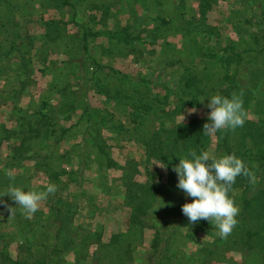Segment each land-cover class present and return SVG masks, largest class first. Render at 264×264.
<instances>
[{"label": "trees", "instance_id": "16d2710c", "mask_svg": "<svg viewBox=\"0 0 264 264\" xmlns=\"http://www.w3.org/2000/svg\"><path fill=\"white\" fill-rule=\"evenodd\" d=\"M100 1L94 8L108 16L105 0ZM184 1L126 0L129 14L137 18L138 4L149 20L151 12L159 14L165 29L177 17H185L186 25L179 33L184 51L168 42L162 48L165 66H176L178 71L171 88L158 79L121 72L91 55L89 44L98 36L114 45L123 41L130 49L126 53H132L134 42L141 37L129 30L131 24L119 32L81 29L76 48L74 34L66 29L68 23L75 26L82 17L75 0H49L51 6L66 9L70 16L62 22L44 20L40 36L30 33L27 24L33 14L21 11L22 0H0V101L11 103L10 124L0 121V146L10 142V155L0 172V209L12 228L10 237L0 221L2 264H60L78 244L86 249L85 239L92 233L78 230L73 222L77 203L66 194L70 182L65 177L76 181L90 169L92 159L99 162L95 172L102 161L107 167L116 166L104 148L102 132L127 133L142 144L146 159L163 166L171 187L160 183V176L156 182L120 180L125 187L122 206L129 208L127 230L112 234L106 243L99 236L93 238L102 249L93 253L89 264H104L105 258L113 264H126L131 259L132 241H140L144 228L153 230L145 264H181L185 258L180 245L196 232L211 237L198 247L201 264L225 261L233 250L240 253L241 264H264V27L249 30L239 19L230 20L235 38L224 42L216 38L205 52L199 40H205L204 35L209 41L217 37L205 15L218 0H199L192 16L177 13ZM160 29L157 25L153 33L161 34ZM61 40L73 42L65 44L68 61L62 68H76L79 79L74 82L61 76L60 81H65L59 84V76L66 72L55 75L46 89L50 97H33L21 106L20 98L34 86V60L47 63V54ZM72 61L77 64L70 66ZM107 76L116 83L111 85ZM157 87L163 94L154 91ZM91 89L124 110L129 115L128 126L120 120L114 123L112 116L105 115L108 110L91 106L87 100ZM212 99L217 101L214 109L223 126L210 117L176 121L185 108ZM249 113L255 117H248ZM75 130L81 139L71 149L62 148L61 142ZM211 131L218 143L209 157ZM30 170L43 173L47 184L34 189ZM128 170L137 171L136 165H128ZM179 188L185 196H175ZM37 198L45 202L46 210L34 204ZM14 241L16 257L8 249ZM79 256L87 257L83 252ZM75 264H80L78 257Z\"/></svg>", "mask_w": 264, "mask_h": 264}, {"label": "rangeland", "instance_id": "374dc122", "mask_svg": "<svg viewBox=\"0 0 264 264\" xmlns=\"http://www.w3.org/2000/svg\"><path fill=\"white\" fill-rule=\"evenodd\" d=\"M22 1V7L20 8L21 11L32 12L31 14H33L30 17L31 19L27 26L30 33L34 36H40L43 34L44 28L42 24L44 20L54 19L62 22L68 20L70 16L66 9H63L60 6H58V8L51 6L49 0H47V2H45V0ZM255 1L256 0H248L244 2L241 0H218L212 5V7L206 12L205 22L210 25L211 31L216 33L217 37L212 36L210 39L211 41H209L207 35H204L205 40H199L205 52L209 50L210 42L213 45L216 38L219 42H224L225 38H235L234 29L230 20L236 21L239 19V21H242L249 30L264 27V20L262 19L264 17V12H262V10L264 11V0ZM75 2L77 8L83 11L80 13L82 17H78L77 24L75 25L76 27L73 23H68L66 26L68 33L74 34V43L61 40V42L55 44V46H58L51 49L47 54V63L42 64L39 59V61L34 60V86L27 95L20 98L19 104L21 106H25L33 97L37 98V100H39L40 96L43 94L50 97V93L47 92L46 89H49L50 81L55 75L66 72V74H61L59 76V84L65 80L72 79L76 82L75 80L79 79L78 73L73 70L76 68H62V66L64 65V61H68V55H66L64 51L65 48L67 50L65 44L73 43L77 48L79 37L82 33L81 29L84 28L89 29L91 32H103L104 30L119 32L124 26L131 24L129 30L132 29L134 34H138L141 37V40H136L134 42L135 50L132 53H126L129 52L130 49L125 47L123 41L114 45V42H109L106 37L98 36L92 38L89 44L91 55L99 62L116 68L121 72L133 76L141 75L158 79L165 84H169L171 88L174 87L173 80L178 78V71L176 66H165L162 56V48L164 47L165 42H168V44H174L177 48H180L181 36L179 33L184 30L186 25L185 17H177V20L173 22V26L170 29H165V26L160 24L158 17L159 14L155 15V12H151V21L146 16L147 12H143L138 4H135L137 18L134 14H129L126 0H118L117 2L116 0H105V6L108 7V16H102L103 14H101L98 9L94 8V6L97 7L99 3H102L100 0H91L92 4L88 2V0H75ZM198 6L199 0H185L183 5L178 7L177 13L183 12L186 13V16H192L194 11H196L195 8H198ZM166 7L172 8L170 5H165V8ZM88 14L93 15V17L90 18ZM160 16L164 17L165 15L164 13H161ZM245 16L247 19L240 20ZM157 25L161 28V34L153 33V30L157 28ZM201 35L202 34H200L199 37ZM35 42L38 45L40 44L39 40ZM180 51H184V48H180ZM73 54L75 59L78 60L80 57L79 51L75 49ZM200 62L199 65L202 66L203 62L201 60ZM76 64L75 61H72L70 66H75ZM41 68H43V71H41ZM61 76H65L64 81H60ZM108 80L111 81V85L116 83V79L113 80L108 78ZM140 88L143 87L140 86ZM154 91L163 94V90L158 87L155 88ZM87 100L93 107L108 110V113L105 115H107L108 118L112 116V121L114 123L120 120L125 126H128L129 115L119 106L117 107L113 100L108 99L95 89L88 91ZM170 100L172 101L173 99L171 98ZM170 103L172 104L173 101ZM216 103L217 101L212 99L204 104L202 103L199 107H187L182 113L175 117L176 121L186 122L190 118L210 117L216 118L219 121V124L223 126L220 114H217L214 109ZM8 115L10 114L7 112V107L0 105V120L10 122V116L8 117ZM1 116L4 117L2 118ZM248 117L255 116L249 113ZM66 123L69 124L70 122ZM102 134L103 137H105L106 142L104 148L108 151L111 160L116 162V166L113 165L107 167L102 161L100 165L101 169L95 172L96 165L99 162L92 159L90 169L84 170L82 177L76 178V181L73 180V182L65 177V181L70 182L66 194H69L70 198L77 203V211L74 215L73 222L75 226L78 227V230L89 231L92 233V236L89 238L90 235L88 234V237L85 239L86 244L88 243L86 249L84 248L81 250L83 245L81 243L78 244L73 251H70L64 256L63 261H61L60 264H75L77 257L80 264H89L93 253L99 251V248H101L100 245H98L99 243L94 241L96 236L100 237V242L102 241V243H106L112 234L127 230L129 208L122 206L125 194V187L122 183L128 181V177L130 180L132 179L139 182H144L146 180L156 182L158 180L157 176H160L159 182L164 185L168 184L165 169L152 158H150L149 161L146 159L142 144L134 139H130L127 133L112 134L102 132ZM80 139L81 137L78 130H75L74 133L65 138V142H61V147L71 149L70 145L77 143ZM217 143L218 137H216L213 131H211V140L206 151L207 156L211 157L214 155ZM6 152L7 148L3 145L0 150V156H4ZM91 152L93 153V151ZM92 157L93 154L91 155V158ZM74 162L76 163L75 160ZM72 163L73 162H71V165H73ZM134 164L136 165L137 171L130 173L128 165L132 166ZM30 172L32 176L31 183L34 189H38L39 187L44 186V184H47V179L43 173L35 170H30ZM122 179L123 182L121 183L120 180ZM167 186L171 187L170 184ZM172 191L174 190L172 189ZM235 193L240 195V190H236ZM179 195L185 196V192L181 188L175 192V196ZM34 202L36 206L41 205L43 209L46 210L47 207L42 199L37 198ZM55 203L56 202L54 201L53 204ZM33 211L34 209H32L29 214L31 215ZM0 221L4 228L3 232L11 237L12 228L7 224L5 216H2V209H0ZM183 232H185V230ZM77 235L82 237V234L80 233H77ZM152 236V229H142V234L139 238L140 241H132L130 252L131 259L126 261V264H145L146 256L150 251ZM207 240H211V237L201 232H196L192 237L184 239L180 246L181 252H183V257L186 261L184 259L181 264H201L200 255L197 254L198 247ZM8 249L10 254L13 257H16L17 242H11ZM82 252L87 255L85 259H82L81 256H79ZM173 252L175 253V248H173ZM103 263L113 264L115 262L105 258ZM0 264H2L1 261ZM211 264H241V256L238 251L233 250L227 254L225 261L213 262Z\"/></svg>", "mask_w": 264, "mask_h": 264}, {"label": "crops", "instance_id": "0c3cea01", "mask_svg": "<svg viewBox=\"0 0 264 264\" xmlns=\"http://www.w3.org/2000/svg\"><path fill=\"white\" fill-rule=\"evenodd\" d=\"M0 103H1L0 105H4V106L7 107V112L9 114L10 113V108H11V106H9V105H11V103L8 102V101H5L3 99L0 101ZM1 117L3 118L4 116H1ZM8 117H9V115H8ZM0 121H3L5 123H7L8 125L10 124V122H7L5 120H0ZM3 145L6 146L7 152H6V154H4V156H0V172L3 169V163L8 159V157L10 155V142L9 141H4L2 143V145L0 146V150L3 147Z\"/></svg>", "mask_w": 264, "mask_h": 264}]
</instances>
